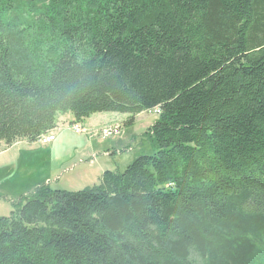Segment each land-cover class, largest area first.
I'll use <instances>...</instances> for the list:
<instances>
[{"label":"trees","instance_id":"16d2710c","mask_svg":"<svg viewBox=\"0 0 264 264\" xmlns=\"http://www.w3.org/2000/svg\"><path fill=\"white\" fill-rule=\"evenodd\" d=\"M154 110L153 154L1 217L0 264H264V0H0V149Z\"/></svg>","mask_w":264,"mask_h":264},{"label":"rangeland","instance_id":"374dc122","mask_svg":"<svg viewBox=\"0 0 264 264\" xmlns=\"http://www.w3.org/2000/svg\"><path fill=\"white\" fill-rule=\"evenodd\" d=\"M128 116L106 114L76 124L68 112L59 114L49 132L55 141L42 144L20 140L0 149V218L9 217L23 198L41 185L79 192L99 184L100 170L122 172L141 155L156 151L146 134L158 119L156 110L143 112L126 126ZM75 123V124H74ZM79 125L78 132L73 126ZM90 128V129H87Z\"/></svg>","mask_w":264,"mask_h":264},{"label":"built area","instance_id":"2783aa9c","mask_svg":"<svg viewBox=\"0 0 264 264\" xmlns=\"http://www.w3.org/2000/svg\"><path fill=\"white\" fill-rule=\"evenodd\" d=\"M73 128H74L73 130L75 132H78L79 125H75V126H73ZM38 140L42 144L46 145V144H49V143L53 142L55 140V137L53 135H51V134H46V135H42Z\"/></svg>","mask_w":264,"mask_h":264},{"label":"crops","instance_id":"0c3cea01","mask_svg":"<svg viewBox=\"0 0 264 264\" xmlns=\"http://www.w3.org/2000/svg\"><path fill=\"white\" fill-rule=\"evenodd\" d=\"M104 115H106V114H96V115L91 116V117L89 118V120H91L90 128H94V127H95V126H94V123L97 122L98 120H100L99 118H100L101 116H104ZM90 128H87V129H90ZM55 140H56V139H55ZM55 140H54V141H55ZM105 171H106V170H100V172H99V176L101 177L102 174H103ZM107 171H109V170H107ZM100 177L98 178V181H99Z\"/></svg>","mask_w":264,"mask_h":264}]
</instances>
